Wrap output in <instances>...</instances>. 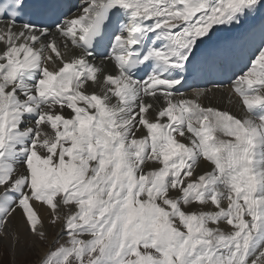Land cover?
Listing matches in <instances>:
<instances>
[{"label": "snow or ice", "instance_id": "6c2138e0", "mask_svg": "<svg viewBox=\"0 0 264 264\" xmlns=\"http://www.w3.org/2000/svg\"><path fill=\"white\" fill-rule=\"evenodd\" d=\"M53 243L264 264V0H0V250Z\"/></svg>", "mask_w": 264, "mask_h": 264}, {"label": "rangeland", "instance_id": "374dc122", "mask_svg": "<svg viewBox=\"0 0 264 264\" xmlns=\"http://www.w3.org/2000/svg\"><path fill=\"white\" fill-rule=\"evenodd\" d=\"M56 244L48 245L45 244L43 247L47 250H55ZM38 257L36 249L25 248L22 252H13L11 247L0 250V264H35Z\"/></svg>", "mask_w": 264, "mask_h": 264}, {"label": "bare ground", "instance_id": "6f19581e", "mask_svg": "<svg viewBox=\"0 0 264 264\" xmlns=\"http://www.w3.org/2000/svg\"><path fill=\"white\" fill-rule=\"evenodd\" d=\"M229 99L230 98L228 96H225L224 100H223V105L226 107L232 108L233 111H238V109L234 107V102H235V100L238 99V97H235V96L231 97V99L233 100V104H229ZM45 251H46V249L43 246H38L36 248V253L38 255H43L45 253Z\"/></svg>", "mask_w": 264, "mask_h": 264}]
</instances>
